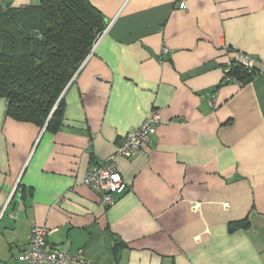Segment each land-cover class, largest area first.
Instances as JSON below:
<instances>
[{
    "label": "crops",
    "instance_id": "0c3cea01",
    "mask_svg": "<svg viewBox=\"0 0 264 264\" xmlns=\"http://www.w3.org/2000/svg\"><path fill=\"white\" fill-rule=\"evenodd\" d=\"M89 2L111 26L62 125L15 121L0 99V264H19L35 226L95 264H264V73L223 80L230 53L264 67V0ZM152 111L167 124L116 159L125 186L104 207L84 176Z\"/></svg>",
    "mask_w": 264,
    "mask_h": 264
},
{
    "label": "trees",
    "instance_id": "16d2710c",
    "mask_svg": "<svg viewBox=\"0 0 264 264\" xmlns=\"http://www.w3.org/2000/svg\"><path fill=\"white\" fill-rule=\"evenodd\" d=\"M107 23L89 0H36L22 7L0 0V99L6 103L5 115L56 131L62 125L64 92ZM232 67L229 76L242 86L257 74L256 69ZM241 225L246 224L229 226Z\"/></svg>",
    "mask_w": 264,
    "mask_h": 264
},
{
    "label": "built area",
    "instance_id": "2783aa9c",
    "mask_svg": "<svg viewBox=\"0 0 264 264\" xmlns=\"http://www.w3.org/2000/svg\"><path fill=\"white\" fill-rule=\"evenodd\" d=\"M175 7L180 10L185 9V0H175ZM111 23H107L106 28L100 32L93 42L91 51L84 61L93 54L99 41L104 37ZM169 50L163 46L161 53L167 55ZM82 64V66L84 65ZM232 65L242 66L248 70L256 69L257 74L264 73V67L256 65L254 58L247 55L232 53L224 64L223 80L225 82H240L229 76L233 68ZM81 66V67H82ZM212 106V102H209ZM167 124L160 116L152 111L150 115L142 121L135 129L128 132L126 136L115 145L114 152L108 156L100 165L90 169L83 179V186L99 195L104 207H109L114 203V197L125 186L122 177L116 167L118 157L132 158L138 154L145 153V149L150 145L158 127ZM49 230L45 227H33L29 232L27 249L19 253L16 260L19 264H95L91 260L81 256H73L69 252L61 249L48 248L46 237Z\"/></svg>",
    "mask_w": 264,
    "mask_h": 264
},
{
    "label": "rangeland",
    "instance_id": "374dc122",
    "mask_svg": "<svg viewBox=\"0 0 264 264\" xmlns=\"http://www.w3.org/2000/svg\"><path fill=\"white\" fill-rule=\"evenodd\" d=\"M230 54H232V53H230ZM230 54H229V56H230ZM229 56H228V57H229ZM223 70H224V67H223ZM256 73H257V72H256Z\"/></svg>",
    "mask_w": 264,
    "mask_h": 264
},
{
    "label": "water",
    "instance_id": "95a60500",
    "mask_svg": "<svg viewBox=\"0 0 264 264\" xmlns=\"http://www.w3.org/2000/svg\"><path fill=\"white\" fill-rule=\"evenodd\" d=\"M106 23H107V21H106ZM20 193H22V191H19V194H20Z\"/></svg>",
    "mask_w": 264,
    "mask_h": 264
},
{
    "label": "bare ground",
    "instance_id": "6f19581e",
    "mask_svg": "<svg viewBox=\"0 0 264 264\" xmlns=\"http://www.w3.org/2000/svg\"><path fill=\"white\" fill-rule=\"evenodd\" d=\"M9 4V3H8ZM231 52V51H230Z\"/></svg>",
    "mask_w": 264,
    "mask_h": 264
}]
</instances>
